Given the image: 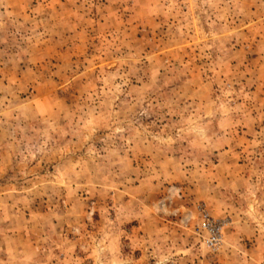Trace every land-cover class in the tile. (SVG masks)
Here are the masks:
<instances>
[{"label":"rangeland","instance_id":"rangeland-1","mask_svg":"<svg viewBox=\"0 0 264 264\" xmlns=\"http://www.w3.org/2000/svg\"><path fill=\"white\" fill-rule=\"evenodd\" d=\"M0 264H264V0H0Z\"/></svg>","mask_w":264,"mask_h":264},{"label":"built area","instance_id":"built-area-1","mask_svg":"<svg viewBox=\"0 0 264 264\" xmlns=\"http://www.w3.org/2000/svg\"><path fill=\"white\" fill-rule=\"evenodd\" d=\"M203 221H202V227L204 230H206L209 234V237L207 239L208 245L211 246V248H216L218 244L221 241V230L222 227L220 225L215 224L212 222L211 218L208 216V214L204 213L202 214Z\"/></svg>","mask_w":264,"mask_h":264}]
</instances>
